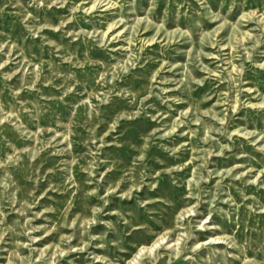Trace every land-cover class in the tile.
<instances>
[{
	"label": "rangeland",
	"instance_id": "obj_1",
	"mask_svg": "<svg viewBox=\"0 0 264 264\" xmlns=\"http://www.w3.org/2000/svg\"><path fill=\"white\" fill-rule=\"evenodd\" d=\"M0 264H264V0H0Z\"/></svg>",
	"mask_w": 264,
	"mask_h": 264
}]
</instances>
